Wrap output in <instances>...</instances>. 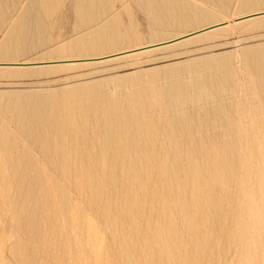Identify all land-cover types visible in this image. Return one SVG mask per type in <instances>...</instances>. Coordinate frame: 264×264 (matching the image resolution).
Listing matches in <instances>:
<instances>
[{
  "label": "rangeland",
  "instance_id": "obj_1",
  "mask_svg": "<svg viewBox=\"0 0 264 264\" xmlns=\"http://www.w3.org/2000/svg\"><path fill=\"white\" fill-rule=\"evenodd\" d=\"M94 2L0 0V264H264V0Z\"/></svg>",
  "mask_w": 264,
  "mask_h": 264
},
{
  "label": "bare ground",
  "instance_id": "obj_2",
  "mask_svg": "<svg viewBox=\"0 0 264 264\" xmlns=\"http://www.w3.org/2000/svg\"><path fill=\"white\" fill-rule=\"evenodd\" d=\"M71 1H73L74 3H83V4H89V5H92L93 3H95L94 2V0H71ZM153 15V14H152ZM262 16V15H261ZM152 17V16H151ZM246 18H243V17H241V18H243V19H241V20H238V21H236V23H243V22H246V21H249V20H252V19H255V18H257V17H253V15H248V17L247 16H245ZM154 19V18H153ZM239 19V18H238ZM98 20V19H97ZM96 20V21H97ZM94 21V19H92V18H89V21L87 22V24H91L92 22ZM98 22V21H97ZM235 23V24H236ZM229 22H227V21H223V22H220V23H218V24H215V25H218V26H216V27H213V28H209V29H207V30H204V31H202V32H199V33H195V34H192V35H190V36H187V37H183V36H181V37H183V38H181V37H179L180 39H178V38H176V39H178V40H175V39H173L174 41H172V40H170V41H167V42H161V43H159L158 45H153V46H150V47H146V48H144V49H136V50H133V51H128V52H119V53H114V54H110L109 56H105V57H103L102 59H99V57L98 58H95V59H92V60H103V61H112V60H118V59H121V58H124V57H127V56H132V55H139V53H143V52H147V51H151V50H157V49H161V48H166V47H169V46H173V45H177V44H181V43H185V42H188V41H191V40H194V39H197V38H202V37H207V36H211V35H213L214 33H216V31H223L224 29H226L227 27H229ZM212 26V25H211ZM210 27V26H209ZM206 28H208V27H206ZM203 29H205V28H203ZM201 30V29H200ZM199 31V30H198ZM193 33V32H192ZM185 36V35H184ZM120 53H123V54H120ZM119 54V55H118ZM260 58V57H259ZM78 60H68L67 62H77ZM97 62V61H96ZM96 62H94V63H96ZM72 63H70V64H72ZM262 63V62H261ZM38 64V63H37ZM41 64V63H40ZM44 64H46V63H44ZM63 65V64H62ZM66 65V64H65ZM36 67V66H35ZM48 67V66H47ZM260 67L264 70V64H262V65H260ZM9 68V67H8ZM12 68H14V67H12ZM16 68H18V67H16ZM22 68V67H21ZM24 68V67H23ZM133 72V71H132ZM172 73V72H171ZM178 74V73H177ZM196 74V73H195ZM255 75H257V74H255ZM173 76V75H172ZM178 76V75H177ZM176 76V77H177ZM260 76V75H259ZM252 77V76H251ZM178 78H179V76H178ZM189 78V77H188ZM187 78V79H188ZM196 79V78H195ZM201 78H199V80H200ZM250 79V78H249ZM175 81H176V79H174ZM189 80V79H188ZM260 79H257V81H259ZM255 81V80H254ZM261 81V80H260ZM257 83V82H256ZM108 86V85H107ZM199 86V85H198ZM106 87V86H105ZM171 87H172V85H171ZM202 87V86H201ZM155 88V87H154ZM153 87H152V89H154ZM259 88V87H258ZM58 89V88H57ZM101 90H102V88H100ZM156 89V88H155ZM154 89V90H155ZM179 89V88H178ZM185 89V88H184ZM201 89H203V87L201 88ZM87 90V89H86ZM97 90H98V87H97ZM104 90H105V88H104ZM126 90V89H125ZM127 90H129V89H127ZM222 90H225V88L224 89H222ZM229 90V89H228ZM100 91V90H99ZM98 91V92H99ZM171 91V90H170ZM180 91V90H179ZM184 91V90H183ZM186 91V90H185ZM190 91H192V90H190ZM104 92V91H103ZM102 92V93H103ZM105 92H106V90H105ZM157 92V91H156ZM199 92H201V91H197L196 93H197V95L199 94ZM205 92V88H204V90H203V93ZM86 93V92H85ZM108 92H106V94H107ZM160 93V92H159ZM202 93V92H201ZM158 94V93H157ZM180 94V93H179ZM190 94H192V93H190ZM207 94V93H206ZM225 94V93H224ZM227 94V93H226ZM87 95V94H86ZM186 95H187V92H186ZM200 95V96H199ZM198 95V97H199V99L201 98V94H199ZM203 95V94H202ZM104 96V95H103ZM154 96V95H153ZM181 96L182 95H180V97L178 98V99H180V100H182L181 99ZM188 97H189V95H187ZM187 96H185V98H187ZM191 96V95H190ZM104 97H106V95L104 96ZM108 97H109V95H108ZM107 97V98H108ZM149 97V96H148ZM158 97V96H157ZM196 96L194 95L193 96V100L195 101V99H196V103L198 102L197 100H198V97L197 98H195ZM210 97V96H209ZM147 98V97H146ZM183 98H184V96H183ZM184 98V99H185ZM189 98H191V97H189ZM189 98H188V101H189ZM207 97H205L204 99H206ZM156 99V98H155ZM154 99V100H155ZM158 99V98H157ZM156 99V100H157ZM178 99H177V96L176 95H174L173 93H171L170 94V101L168 102V103H170V104H175L177 101H178ZM202 99V98H201ZM200 99V100H201ZM146 100V99H145ZM160 100V99H159ZM179 100V101H180ZM186 100V99H185ZM200 100H199V102H200ZM208 100V99H207ZM148 101H149V99H148ZM158 101V100H157ZM157 101H155L157 104L156 105H158V102ZM179 101H178V103H179ZM183 101V100H182ZM190 101H191V99H190ZM194 101L192 102L191 101V103L193 104L194 103ZM206 101V100H205ZM145 102V101H144ZM151 102V101H150ZM184 102V101H183ZM187 102V101H186ZM185 102V103H186ZM198 102V103H199ZM202 102V101H201ZM201 102H200V105H202L201 104ZM178 103H177V105H178ZM185 103H183V104H185ZM191 103H189L190 105H191ZM87 104V103H86ZM145 105V104H144ZM149 105V104H148ZM188 105V103H186V106ZM195 105V104H194ZM199 105V104H198ZM200 105H199V107H200ZM207 105V104H206ZM154 106V105H153ZM168 106H169V104H168ZM174 106V105H173ZM184 106V105H183ZM214 106V105H213ZM1 107V106H0ZM158 107V106H157ZM157 107H155V108H157ZM162 107H164L163 105H162ZM161 107V108H162ZM172 107V106H171ZM190 107V106H189ZM194 107V106H193ZM193 107H192V109H193ZM197 106H195V108H196ZM202 107V106H201ZM205 107V106H204ZM204 107H202V108H204ZM104 108V107H103ZM150 107H148V109H149ZM160 108V109H161ZM168 107H166V109H167ZM174 108H176V107H174ZM178 108V107H177ZM187 108H188V106H187ZM63 109V108H62ZM79 109H81V108H79ZM85 109V108H84ZM83 109V110H84ZM163 109V108H162ZM165 109V108H164ZM171 109H173V108H171ZM184 109V113H185V108H183ZM190 109V108H189ZM189 109H187V110H189ZM192 109H190L189 110V113L191 112V110ZM82 110V111H83ZM146 110V109H145ZM175 110V109H174ZM208 110V109H207ZM260 110V109H259ZM9 111V110H8ZM66 111V110H65ZM166 111V110H165ZM169 111H170V109H169ZM177 111V110H176ZM178 111H180V110H178ZM197 111V110H196ZM204 111H205V109H204ZM203 111V112H204ZM209 111V110H208ZM27 112V111H26ZM73 112V111H72ZM149 112V111H148ZM156 112V111H155ZM161 112V111H160ZM171 112V111H170ZM183 112V111H182ZM200 112V111H199ZM202 112V114H204ZM14 113V112H13ZM162 113V112H161ZM179 113V112H178ZM183 113V114H184ZM207 114H208V112H206ZM210 113V112H209ZM73 114V113H72ZM77 114V113H76ZM80 114V113H79ZM126 114V113H125ZM174 114H176V116H177V113L175 112ZM180 114V113H179ZM182 114V115H183ZM186 114V113H185ZM184 114V115H185ZM191 114H192V112H191ZM197 116H198V111H197ZM200 114V113H199ZM213 114H214V112H213ZM51 115H53V114H51ZM170 115H171V113H170ZM187 115H188V111H187ZM186 115V116H187ZM201 115V114H200ZM122 116V115H121ZM161 116V115H160ZM174 116V115H173ZM176 116H174L175 118H176ZM191 116V118H192V115H190ZM205 116V115H204ZM178 117L179 118H181V115L179 116L178 115ZM177 117V118H178ZM50 118L51 119H54V117H51L50 116ZM158 118V117H157ZM186 118V117H185ZM190 118V117H189ZM226 118V117H225ZM56 119V118H55ZM88 119V118H87ZM182 120H184V118L182 117L181 118ZM82 120H84V119H82ZM185 120H187L188 121V118H186ZM197 120H198V118H197ZM115 121V120H114ZM220 121V120H219ZM161 122H162V120H161ZM185 122V121H184ZM210 122V121H209ZM211 122H212V120H211ZM74 123H75V121H74ZM80 123V122H79ZM83 123H84V121H83ZM82 123V124H83ZM134 123V122H133ZM144 123V122H143ZM182 123V122H181ZM188 123V122H187ZM190 123H191V121H190ZM195 123H196V115H195ZM215 123V122H214ZM218 123V122H217ZM59 124V123H58ZM66 124V123H65ZM85 124L86 125H88L87 123H86V121H85ZM121 124V123H120ZM123 124V123H122ZM163 124V123H162ZM72 125V124H71ZM74 125V124H73ZM76 126H77V124H75ZM81 125V124H80ZM80 125H79V127H80ZM86 125H84L83 124V126L86 128V127H88V126H86ZM89 125H91V123L89 124ZM76 126H74L75 128H78L79 129V127H76ZM123 126V125H122ZM126 126V125H125ZM130 126V125H129ZM147 126V125H146ZM178 126V125H177ZM53 127V126H52ZM56 127V126H55ZM63 127V126H62ZM96 127V126H95ZM144 127H145V125H144ZM170 127V126H169ZM201 127H203V125L201 126ZM4 128V127H3ZM72 128V127H71ZM75 128H72V129H74L75 130V132L77 131L78 132V130L77 129H75ZM81 128H82V126H81ZM57 129V128H56ZM58 129H60V128H58ZM83 129V128H82ZM110 129V128H109ZM43 130V129H42ZM54 130V129H53ZM61 130V129H60ZM74 130H73V132H74ZM123 130H125V129H123ZM177 130V129H176ZM183 130H186L185 128H183ZM190 130H192L191 128H190ZM214 130V129H213ZM85 131H88L87 129L85 130ZM147 131V130H146ZM161 131V130H160ZM6 132V131H5ZM74 132V133H75ZM121 132V131H120ZM185 132V131H184ZM8 133V132H7ZM57 133V132H56ZM82 133H83V130H82ZM91 133V132H90ZM180 133V132H179ZM179 133H177L178 135H179ZM3 134V133H2ZM89 134V133H88ZM116 134V133H115ZM172 134V133H171ZM78 135V134H77ZM87 135V134H86ZM181 135V134H180ZM180 135H179V138H180ZM183 135V134H182ZM187 135V134H186ZM185 135V136H186ZM3 136V135H2ZM52 136V135H51ZM111 136V135H110ZM150 136H151V133H150ZM158 136V135H157ZM189 136V135H188ZM187 136V137H188ZM192 136V135H191ZM191 136H189V137H191ZM194 136V135H193ZM196 136V135H195ZM200 136V135H199ZM198 136V137H199ZM203 136V135H202ZM8 137H9V135H8ZM82 137V139L85 137L86 138V136H81ZM92 137V136H91ZM160 137V136H159ZM186 137V140L188 139L189 140V137L187 138ZM197 137V138H198ZM204 137V136H203ZM14 138V137H13ZM16 138V137H15ZM14 138V139H15ZM45 138H47V137H45ZM53 138V137H52ZM73 138V137H72ZM99 138H101V137H99ZM126 138V137H125ZM177 138V137H176ZM183 138V137H182ZM98 139V138H97ZM123 139V138H122ZM151 139V138H150ZM155 139V138H154ZM181 139V138H180ZM179 139V140H180ZM191 139H192V137H191ZM4 140V139H3ZM2 140V141H3ZM6 140V139H5ZM10 140H11V137H10ZM24 140V139H23ZM48 140V139H47ZM147 140V139H146ZM152 140V139H151ZM178 140V139H177ZM195 140V139H194ZM217 140V139H216ZM12 141V140H11ZM80 141V140H79ZM83 141V140H82ZM85 141V140H84ZM88 141V140H87ZM98 141V140H97ZM155 141V140H154ZM91 142V141H90ZM144 142V141H143ZM159 142V141H158ZM11 143V142H10ZM13 143V142H12ZM20 143H21V141H20ZM54 143V142H53ZM75 143V142H74ZM110 143V142H109ZM113 143V142H112ZM9 144V143H8ZM19 144V143H18ZM66 144V143H65ZM69 144V143H68ZM71 144V143H70ZM82 144H83V142H82ZM90 144V143H89ZM97 144V143H96ZM115 144V143H114ZM155 144V143H154ZM10 145V144H9ZM13 145V144H12ZM76 145V144H75ZM152 145H153V142H152ZM151 145V146H152ZM5 146H6V144H5ZM77 146V145H76ZM80 146H81V144H80ZM79 146V147H80ZM84 147H85V145H83ZM92 146V145H91ZM158 146V145H157ZM82 147V146H81ZM65 148V147H64ZM83 148V147H82ZM81 148V149H82ZM90 148V147H89ZM98 148V147H97ZM62 149V148H61ZM78 149V148H77ZM76 149V150H77ZM86 149V148H85ZM95 149V148H94ZM63 150V149H62ZM83 150V149H82ZM150 150V149H149ZM57 151V150H56ZM69 151V150H68ZM87 151V150H86ZM66 152V151H65ZM53 153V152H52ZM78 153H79V151H78ZM81 153H82V151H81ZM87 153V152H86ZM93 152H91V154H92ZM84 154H85V152H84ZM54 155V154H53ZM87 155V154H86ZM93 155V154H92ZM64 156V155H63ZM76 156H78V155H76ZM83 156V155H82ZM94 157V156H93ZM55 158V157H54ZM71 158H73V157H71ZM75 158V157H74ZM77 158V157H76ZM79 158V157H78ZM85 158V157H84ZM88 158V157H87ZM64 159V158H63ZM83 159V158H82ZM55 160V159H54ZM59 160H61V159H59ZM71 160V159H70ZM87 160V159H86ZM65 162V161H64ZM216 162V161H215ZM68 163V162H67ZM176 164V163H175ZM66 165V164H65ZM82 165V164H81ZM79 167V166H78ZM180 169V168H179ZM79 170V169H78ZM80 171V170H79ZM175 177V176H174ZM173 177V178H174Z\"/></svg>",
  "mask_w": 264,
  "mask_h": 264
},
{
  "label": "water",
  "instance_id": "obj_3",
  "mask_svg": "<svg viewBox=\"0 0 264 264\" xmlns=\"http://www.w3.org/2000/svg\"><path fill=\"white\" fill-rule=\"evenodd\" d=\"M247 17H248V16H247ZM243 18H246V17H243ZM243 18H239V19H237L236 21L241 20V19H243ZM216 26H218V25H212V26H210V27H208V28L201 29V30L196 31V32H193V33H189V34H187V35H185V36H183V37H187V36H190V35H192V34L199 33V32H202V31H204V30H207V29H209V28H213V27H216ZM183 37H181V38H183ZM178 39H180V38H178ZM178 39H175V40H178ZM172 41H174V40H172ZM120 54H123V53H120ZM118 55H119V54H118ZM105 58H106V57H105Z\"/></svg>",
  "mask_w": 264,
  "mask_h": 264
}]
</instances>
